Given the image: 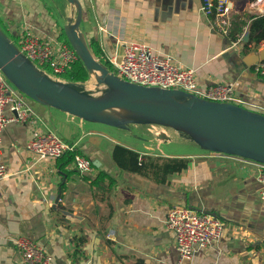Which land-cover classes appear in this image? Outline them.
Instances as JSON below:
<instances>
[{
	"label": "crops",
	"instance_id": "0c3cea01",
	"mask_svg": "<svg viewBox=\"0 0 264 264\" xmlns=\"http://www.w3.org/2000/svg\"><path fill=\"white\" fill-rule=\"evenodd\" d=\"M79 1L80 28L89 42L98 41L106 57L122 51V40L146 41L160 55L171 52L194 67L200 90L217 81L232 82L241 105L264 114V75L253 67L264 58V43L245 47L246 25L232 39L203 11L202 0ZM232 3L231 18L248 20V14L264 13L252 10L256 0ZM78 12L68 0H0V27L14 39L30 26L41 36L65 41V28L75 23ZM28 100L37 122L13 120L0 136L10 173L0 181V264H26L14 244L20 234L38 241L52 255V264H176L175 233L166 218L178 204L211 212L224 222L220 239L198 247L185 264H264V198L250 170H235L227 160L197 149L158 152L137 132L125 128L121 133L117 126ZM37 129L56 130L92 160V169L81 172L71 163L77 172L68 175L59 168V158L27 168L26 144ZM116 144L135 149L144 159L184 156L190 163L163 179L120 166L113 159ZM100 170L115 178L110 191L86 178Z\"/></svg>",
	"mask_w": 264,
	"mask_h": 264
},
{
	"label": "built area",
	"instance_id": "2783aa9c",
	"mask_svg": "<svg viewBox=\"0 0 264 264\" xmlns=\"http://www.w3.org/2000/svg\"><path fill=\"white\" fill-rule=\"evenodd\" d=\"M202 9L207 15H214L220 30L224 33L229 32L232 0H202ZM13 41L20 52L38 67L43 69L48 67L51 73L56 75L64 72L71 62L79 59L78 53L71 44L61 39L41 36L30 26L21 28L19 38H13ZM110 60L116 74L134 83L162 88H180L211 100L242 103L236 94L234 83L217 81L206 90H200L194 67L183 65L176 54L171 52L160 55L146 41L122 40V51ZM253 67L258 74L264 75V59L256 61ZM28 99L0 67V136L3 128L13 120L37 122V112ZM26 149L31 157V163L27 168H32L45 160L61 157L67 151L74 150L75 146L64 140L54 129H37L28 140ZM235 158L244 163L242 170H250L260 182L258 193L264 198V162L239 155ZM72 165L79 171L85 172L92 169V160L88 156L76 153ZM9 175L0 148V181ZM166 226L175 233L176 249L179 254L176 264H185V261L191 260L198 247L219 240L224 231V222L216 214L183 204L170 207ZM14 244L20 250L26 264H52V255L29 236L24 234L16 236Z\"/></svg>",
	"mask_w": 264,
	"mask_h": 264
},
{
	"label": "water",
	"instance_id": "95a60500",
	"mask_svg": "<svg viewBox=\"0 0 264 264\" xmlns=\"http://www.w3.org/2000/svg\"><path fill=\"white\" fill-rule=\"evenodd\" d=\"M68 1L77 4L79 11L75 23L65 28L70 44L89 73L91 69L98 71L97 80L110 83L120 94L108 98L91 97L65 87L55 77L42 74L40 67L20 52L13 38L0 27V67L29 99L81 118L120 127H124L128 120L106 116L102 111L109 108L131 110L142 119L181 127L197 136L211 150L264 162L263 113L238 103L211 100L180 88L146 86L120 77L95 56L90 42L83 34L80 28L81 2ZM249 39L250 31L247 30L243 40L247 42ZM253 46L256 47V44ZM176 95H182V99H177ZM61 192L60 186L59 195Z\"/></svg>",
	"mask_w": 264,
	"mask_h": 264
},
{
	"label": "trees",
	"instance_id": "16d2710c",
	"mask_svg": "<svg viewBox=\"0 0 264 264\" xmlns=\"http://www.w3.org/2000/svg\"><path fill=\"white\" fill-rule=\"evenodd\" d=\"M254 1V0H253ZM213 16L214 15H210ZM248 20H239L237 17L231 18V25L229 26V33L232 39L236 40L243 33L245 25L250 31V39L245 42V47L249 48L250 44L258 45L261 41H264V13L248 14ZM65 41L70 44L69 40L65 38ZM90 47L93 50L96 57L103 61L111 70H114V65L110 58L104 55V52L97 40L90 42ZM51 72L50 68H46ZM61 78L73 81H85L91 73H89L87 67L83 61L79 58L71 62L64 72L58 74ZM76 150H69L58 159L59 168L70 175L77 172L75 169H70L69 165L73 162ZM146 159L140 157V153L133 148L127 147L122 144H116L113 149V159L122 167L128 168L134 171H139L151 175H157L166 179L167 175L176 171H182L187 168L190 163L189 157L184 156H151L146 155ZM90 179L92 185H98L102 187L105 192L110 191L115 183V178L107 171L100 170L94 178L86 176ZM107 183L104 186V183ZM65 185H63V188Z\"/></svg>",
	"mask_w": 264,
	"mask_h": 264
},
{
	"label": "rangeland",
	"instance_id": "374dc122",
	"mask_svg": "<svg viewBox=\"0 0 264 264\" xmlns=\"http://www.w3.org/2000/svg\"><path fill=\"white\" fill-rule=\"evenodd\" d=\"M256 1H257V5L254 7H251L252 10L255 12H264V0H260V1L256 0ZM40 69L48 72L49 74L52 75V77L60 78V76L53 74L46 69H43L41 67ZM91 76H92V73L89 78H91ZM81 82H84V81H81ZM95 82L99 85H103V83L99 82L97 78L95 79ZM91 96H94V95H91ZM97 122L110 125V124L100 122V121H97ZM111 126H115V125H111ZM117 127L122 128L121 133H124L123 129L126 128L128 131L137 132L136 134L141 137L150 139L148 140V146L150 145L153 146L152 149L155 148L156 151L158 152L178 153V152H186V151L197 149L199 151H206L211 154L213 153L214 155L227 160L228 161L227 163L229 164V166H233L235 170L241 171L242 167L244 166V163L242 161L235 158V156H237L236 154L215 151V150L206 148L204 144L202 143V141L198 139L197 136H195L194 134L178 126H174L168 123L159 122V121H155V120H151L147 118L138 119V117L135 116L133 119L128 120L124 127H120V126H117ZM122 137H125V135H122ZM125 138L134 139L135 137L128 136ZM156 146H159V147H156Z\"/></svg>",
	"mask_w": 264,
	"mask_h": 264
},
{
	"label": "bare ground",
	"instance_id": "6f19581e",
	"mask_svg": "<svg viewBox=\"0 0 264 264\" xmlns=\"http://www.w3.org/2000/svg\"><path fill=\"white\" fill-rule=\"evenodd\" d=\"M39 71L44 75L52 76L51 74H49L48 72H46L44 70L39 69ZM90 73H92L91 78H89L88 80H86L84 82L79 81L76 83H72L69 80H65L64 78L63 79L56 78V79L60 83H62L65 87H68L71 90H73L79 94L86 95V96L94 95L91 97L108 98V97L120 94V91L108 82H104L103 85H99L95 82V79L99 75L98 71L91 69ZM176 98L182 99V95H176ZM102 112L106 116H109V117L115 116V117H118L120 119H125V120H131L135 116H137L138 119H142V117L140 115H138L134 111L127 110V109L109 108V109H106Z\"/></svg>",
	"mask_w": 264,
	"mask_h": 264
}]
</instances>
